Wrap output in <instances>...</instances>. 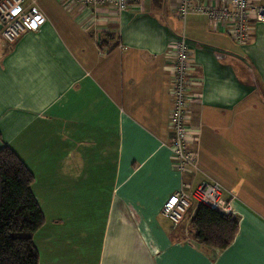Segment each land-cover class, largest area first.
Wrapping results in <instances>:
<instances>
[{
    "label": "crops",
    "instance_id": "crops-1",
    "mask_svg": "<svg viewBox=\"0 0 264 264\" xmlns=\"http://www.w3.org/2000/svg\"><path fill=\"white\" fill-rule=\"evenodd\" d=\"M35 2L42 25L11 46L0 37V149L33 177L38 264H264V25L251 20L242 47L202 16L176 26V0L165 15L150 0L122 13ZM181 37L195 160L183 174L168 125V64ZM201 183L220 185L238 223L225 250L160 215L182 185Z\"/></svg>",
    "mask_w": 264,
    "mask_h": 264
},
{
    "label": "built area",
    "instance_id": "built-area-1",
    "mask_svg": "<svg viewBox=\"0 0 264 264\" xmlns=\"http://www.w3.org/2000/svg\"><path fill=\"white\" fill-rule=\"evenodd\" d=\"M65 5L80 7H108L118 13L129 9L140 10L141 0H61ZM264 0H176V15L185 21L190 16H202L214 28L226 33L235 44L246 46L249 41L251 20L264 25ZM45 18L35 0H0V37L8 46L22 35L36 31ZM171 73L169 94L172 108L168 125L172 133L169 146L172 168L180 174L195 169L194 154L188 148L186 105L189 100V79L192 71L190 49L184 37L175 45V53L169 62ZM203 206L223 214H231L229 202L217 183H201L191 191L182 185L172 193L160 209V215L174 229L191 208Z\"/></svg>",
    "mask_w": 264,
    "mask_h": 264
},
{
    "label": "trees",
    "instance_id": "trees-1",
    "mask_svg": "<svg viewBox=\"0 0 264 264\" xmlns=\"http://www.w3.org/2000/svg\"><path fill=\"white\" fill-rule=\"evenodd\" d=\"M161 9L165 0H150ZM32 175L13 151L0 149V264H38L34 234L44 225L42 212L31 192ZM238 223L232 214L203 206L189 222V237L206 248L222 251L234 240Z\"/></svg>",
    "mask_w": 264,
    "mask_h": 264
},
{
    "label": "rangeland",
    "instance_id": "rangeland-1",
    "mask_svg": "<svg viewBox=\"0 0 264 264\" xmlns=\"http://www.w3.org/2000/svg\"><path fill=\"white\" fill-rule=\"evenodd\" d=\"M143 1V3H145V5H146V3L148 2V0H142ZM168 2V3H167ZM169 3H170V0H166V4H165V7H167V5H169ZM155 14L156 15H165L166 14V12H165V10H163V12H161L159 9H155ZM174 18L178 21L177 23V25L176 26H179V28H181V26L183 25V21L181 20H179L175 15H174ZM188 225L186 224V221H184L183 220V222L181 223V228L183 227L184 229L182 230L183 232H186V230H187V227Z\"/></svg>",
    "mask_w": 264,
    "mask_h": 264
}]
</instances>
